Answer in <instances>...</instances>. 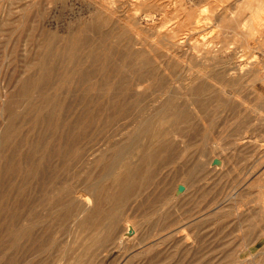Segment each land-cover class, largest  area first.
Wrapping results in <instances>:
<instances>
[{"label": "rangeland", "instance_id": "1", "mask_svg": "<svg viewBox=\"0 0 264 264\" xmlns=\"http://www.w3.org/2000/svg\"><path fill=\"white\" fill-rule=\"evenodd\" d=\"M243 2L0 0V264H264V22L252 34ZM223 43L211 65L186 53ZM227 54L259 68L229 92L207 76Z\"/></svg>", "mask_w": 264, "mask_h": 264}, {"label": "bare ground", "instance_id": "2", "mask_svg": "<svg viewBox=\"0 0 264 264\" xmlns=\"http://www.w3.org/2000/svg\"><path fill=\"white\" fill-rule=\"evenodd\" d=\"M137 1L139 3H144V4H147V2H148V0H137ZM242 7H245V8L250 10V12L248 13V16H246V19H245L246 21H248L250 23V27L252 29L250 32L252 34H255L256 32H259V26L262 27L261 25L264 22V0H244V2L242 3ZM242 10H243V8H242ZM101 11L104 14V16H106V19H103V21H101L102 17L100 16L99 21L102 22V23H105L106 21H109V22H113L112 24L115 25V22L112 20V18H114V10L111 9V8L110 9L103 8V9H101ZM148 16H150V14H146V18L145 19H149ZM99 24H101V23H99ZM119 24L121 26V30L119 31V39H121V41L122 40L125 41L126 44L131 46V50H132L133 56H135L138 59H140L143 65H148V59H147V56H146V52L151 50L150 49L151 45H149L146 42H142V41H138L137 40V35L139 34L138 27L136 26L137 23L134 20H130V19H125L124 18V19H119ZM253 28H256V30H253ZM172 36L174 37L175 35H172ZM185 38H186V36H185ZM182 39H183V37H182ZM138 43H141V44L136 46V44H138ZM157 46H158V44H157ZM183 46H184L183 45V41L181 39L179 40L177 38V39L171 40L170 43H169L170 54L174 55V57H175V55L177 56L178 53L183 49ZM227 48H228V45L223 43V44L219 45V48H215V46L213 48H210V47L207 46V47H204V49L202 50L197 44H192V45H189L186 48V53L188 55L190 54V55L196 56V58H198L200 60V62H202L204 64L211 65L213 62L215 63L214 58H215V56L217 54L220 53V50H222L223 52L226 53V49ZM190 55H189V57H190ZM232 57H233V55H228V54L224 55V57H222V59H220V60H223L222 64L219 66L218 69H216L214 71V74L213 73H211V74L210 73H208V74L205 73V74H207V76L209 78L216 80V82H218L220 84L222 90L225 91V92H227V91L229 92V90H224V87L227 85L228 82H230V79H229L230 76H237L239 78H246V79L252 80L253 77H255L257 75L258 69H259L258 68V64L256 62V57H252L251 59L246 60V62H248L246 64V66H244L241 61L236 63L235 65H233L232 68H233L234 71L230 72L229 70H230L231 66H229V62L232 59ZM193 58H195V57H193ZM241 59H242V57H241ZM163 61H160V63L162 62L163 65H164L163 68L166 69L167 66L165 65V63ZM185 61H186V64L188 66L189 65L191 66V63H190V61H188V59L185 60ZM220 63L221 62L219 61V64ZM181 69L184 70L183 68H181ZM163 72H165V71H163ZM192 75H194V74H192ZM171 77H173V76H171ZM149 78H150V73H146V74H143V75H137V77L133 78L130 81V83H129V87L131 88L132 93L134 95H136V96H141L145 92V90H147V88H148L147 86H145L146 83L144 84V81L148 82L147 80ZM185 78L187 79L189 77H185ZM173 80L177 81V79L175 77H173ZM160 82L162 83L161 79H160ZM170 82H171V80H170ZM210 88L211 87H208V84L205 83L204 81H198L197 84L192 85L190 87V92L192 94L198 95V97H199L201 94L205 93V91H209L210 92L211 91ZM195 99L198 100L197 98H195ZM163 107H164L165 116L171 115L173 117H177L176 120H178L181 116L182 117L185 116V111H184L185 108L178 107L177 105H172L170 102H168V100H167V102H165V105ZM161 120L163 121V120H165V118H162ZM163 133H164V131L158 129V130L153 131L152 135L159 142H161L162 146L168 147V146H170L172 144V141H170L168 139V135H165L164 137H162ZM128 165H129L128 161H124L121 164V166L125 167V169H126V167ZM216 169H217V167H216ZM120 177H121V174H114V175L112 174V178L115 179V181H119ZM98 189H100V188H98ZM81 196H82V194H79V198H81ZM94 217L95 216H93V218ZM93 238H94V233H93Z\"/></svg>", "mask_w": 264, "mask_h": 264}, {"label": "water", "instance_id": "3", "mask_svg": "<svg viewBox=\"0 0 264 264\" xmlns=\"http://www.w3.org/2000/svg\"><path fill=\"white\" fill-rule=\"evenodd\" d=\"M214 162H219V159L215 158V159H214Z\"/></svg>", "mask_w": 264, "mask_h": 264}]
</instances>
